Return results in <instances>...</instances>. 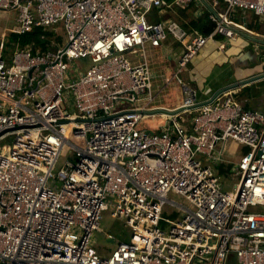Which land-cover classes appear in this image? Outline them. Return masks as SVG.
<instances>
[{"label": "built area", "instance_id": "2783aa9c", "mask_svg": "<svg viewBox=\"0 0 264 264\" xmlns=\"http://www.w3.org/2000/svg\"><path fill=\"white\" fill-rule=\"evenodd\" d=\"M222 1L204 34L148 15L203 0H0L16 12L14 32L58 25L67 34L55 51L27 45L9 58L0 40V264H226L232 254L233 264H264V111L231 89L199 104L188 93L175 107L148 105V47L172 38L178 74L217 34H255L231 11L264 18V0ZM75 59L86 64L67 79ZM155 110L162 125L148 130L140 121ZM230 138L244 147L223 190L212 164L224 162ZM65 145L73 159L56 169ZM109 202L131 234L102 254L93 240ZM167 202L176 219L162 214Z\"/></svg>", "mask_w": 264, "mask_h": 264}, {"label": "rangeland", "instance_id": "374dc122", "mask_svg": "<svg viewBox=\"0 0 264 264\" xmlns=\"http://www.w3.org/2000/svg\"><path fill=\"white\" fill-rule=\"evenodd\" d=\"M176 7H155L149 13V18L151 20H167L170 17L175 15L174 9ZM8 14L7 12H5ZM15 15V11L10 12V14ZM262 26L264 27V19L259 20ZM8 26H16V22H14L11 18L8 20ZM5 25V15L0 12V35L2 32V28ZM42 34H45L43 39L46 40L47 49L51 51H55L59 46H63L67 34L63 27L58 25H45L42 26ZM9 31L5 33L4 40L7 39ZM41 34V35H42ZM1 39V37H0ZM172 39L168 38L167 41H164L161 47H148L147 60L150 64L152 70V82H151V90L154 95L153 100H151L148 105H171L172 103H177L183 99V91L182 84L178 81V77L175 76V70L177 66L172 62L175 57L179 53V48L173 44H171ZM253 42V41H251ZM252 44V43H251ZM26 46V45H25ZM171 48L174 50L171 51ZM249 46L246 47L245 51H248ZM173 54H172V53ZM253 52V51H252ZM1 53L5 58L11 57L12 51L7 50L6 45L4 44L1 48ZM250 53V52H248ZM175 56V57H174ZM134 61H140L142 57L134 56L132 58ZM85 60L83 59H75L71 63H69V69L67 71L66 78L75 77V74L83 69L85 66ZM244 67L248 66H256L260 67L259 69H263L262 71L254 74L247 79H251L252 81H247L246 83L237 90V95L239 98H245L250 103L251 107H259L264 109V75L261 77H257L258 75L264 73V53L258 55L255 60H245L243 63ZM170 68V70H168ZM168 70V71H167ZM174 72V73H173ZM237 75H241L240 69L236 72ZM174 74L175 78L172 77ZM182 74V73H181ZM180 74V75H181ZM243 78L235 80L236 82H241ZM251 82V83H250ZM234 84V83H233ZM235 91V90H234ZM234 91L232 90L233 94ZM236 94H234L235 96ZM185 97V96H184ZM236 97V96H235ZM145 100H141L135 104H141ZM242 102V100H240ZM154 115L152 116H144L140 124H143L148 130H153L157 123L160 120V111L155 110ZM219 145V144H218ZM243 144L235 139H228L225 142V150L223 152L224 162L212 164L216 170H219L217 173L219 176V181L222 183V189L227 190L231 188V183L235 180L231 178L229 173L231 172V168L233 166V162L239 157L240 152L243 148ZM65 158L73 159V154L69 151V147L65 145L61 150V156L59 157L58 164L56 165V169L60 165L61 162L65 160ZM202 160H205L202 156H200ZM224 165V166H223ZM223 166V167H222ZM169 198L172 199H182V197L177 194L175 191L169 193ZM110 200V198H108ZM109 207L105 208L101 211V218L99 220L100 230H97L94 234L93 243L97 250L105 254L115 247L116 243L120 239H127L131 234V226L126 223V221L122 218L114 217L111 215V202L108 203ZM162 214L170 219H176L181 215V212L178 211L174 205L165 203ZM106 232H110L114 235V239L107 238L105 236ZM234 255L232 254L226 261V264H233Z\"/></svg>", "mask_w": 264, "mask_h": 264}, {"label": "crops", "instance_id": "0c3cea01", "mask_svg": "<svg viewBox=\"0 0 264 264\" xmlns=\"http://www.w3.org/2000/svg\"><path fill=\"white\" fill-rule=\"evenodd\" d=\"M203 2H204L203 5L202 6L200 5L201 9L198 8L199 6L195 3H191L188 7H186L189 10L188 12L190 13H188L187 17H185L183 21L186 23L189 22L191 16L197 15L207 5H210L213 10L223 9L225 5V3L222 0H219L217 4H213V0H203ZM1 11L5 15V25L2 28L0 40H2L3 45L4 44L6 45L7 50L12 51L15 47H10L7 44V40L10 33L14 32L13 29L15 28V25L13 27L8 26L7 22L8 20H10V18L14 22H16L15 20L16 13L15 15L12 13L6 14L3 10L0 9V12ZM174 12L175 15L168 19H174L179 22L181 16L178 15L177 8L174 9ZM231 17L237 22H241L245 24L247 28L254 31L255 34L252 35L264 38V27L259 21L260 19H264V18L257 15L254 11L249 9L235 8L234 10L231 11ZM7 31H9V34L7 36V39L4 40V36ZM242 33H246V32H240L236 38H226L223 35L219 34V36H216L213 40H208L204 45H202V47L198 50V52L189 60L186 66L183 67L178 74H175L176 70L174 71L175 73L173 72L175 76L178 77V81L180 80L179 82H181L182 84L183 98L188 93H190L192 97L193 96L195 97L194 98L195 101L197 102L204 101L210 98L219 88L223 86H230L231 84L235 83V80L237 79L240 78H243L242 80L247 79L263 70V69H259L260 67H256V66L244 67L243 63H245V60L254 61L258 55L264 53V46H261V44L258 41L252 40ZM256 33L260 35H256ZM221 43L224 44L223 47H220ZM171 44H173L176 47H179L173 39ZM161 45L158 46V48L161 47ZM248 46H249L248 48L249 50L245 51L246 50L245 48ZM172 50L174 49L171 48V51ZM172 62L177 66L176 57L174 61L172 60ZM239 69L242 72L240 76L237 75L236 73ZM168 70H170V68H168ZM174 74L172 75L173 78H175ZM243 83L246 84L249 82H238L237 85L233 86L232 88H229L233 91L235 90L234 94H236L235 95L236 97L232 92L233 97L246 108L259 109L264 111V109L259 107H251L250 103L245 98H239L240 100H242V102L238 100L237 97H240V95L238 96L236 92L238 89H240L242 85H244ZM182 102L183 99L177 103H172L171 105H161V106L175 107L180 105ZM183 117L185 120H183L182 122L188 124L187 122L189 117L188 114L183 113ZM162 122L163 120H161L160 117V120L155 128L157 127L160 128ZM217 172H219V170H217Z\"/></svg>", "mask_w": 264, "mask_h": 264}, {"label": "trees", "instance_id": "16d2710c", "mask_svg": "<svg viewBox=\"0 0 264 264\" xmlns=\"http://www.w3.org/2000/svg\"><path fill=\"white\" fill-rule=\"evenodd\" d=\"M178 15H180L179 22L188 30L196 29L204 34L210 32L213 28V23L209 19L210 9L206 6L204 9L195 16H191L189 22H184L183 19L187 17L189 10L186 8L176 7ZM41 26H36L31 31L24 33L11 32L7 44L10 47H24L25 45L34 46V48H40V50H46V40L41 37ZM45 33V32H44ZM216 36H219L217 34Z\"/></svg>", "mask_w": 264, "mask_h": 264}, {"label": "water", "instance_id": "95a60500", "mask_svg": "<svg viewBox=\"0 0 264 264\" xmlns=\"http://www.w3.org/2000/svg\"><path fill=\"white\" fill-rule=\"evenodd\" d=\"M207 7H208L212 12L214 11V10L211 8L210 5H207ZM242 34H245L248 38H250V39H252V40L258 41V42L261 44V46H264V38H261V37H258V36L252 35V34H248V33H242ZM263 75H264V73L258 75L257 77H261V76H263ZM249 80H251V79H244V80H242L241 82H247V81H249ZM237 83H238V82H236V83H234V84H231L230 86H223V87L219 88L218 90H216V92H215L210 98H208V99H206V100H204V101H209V100H211V99H212L214 96H216L218 93H220V92H222V91H224V90H226V89L232 88L233 86L237 85ZM204 101L197 102V104L202 103V102H204Z\"/></svg>", "mask_w": 264, "mask_h": 264}]
</instances>
